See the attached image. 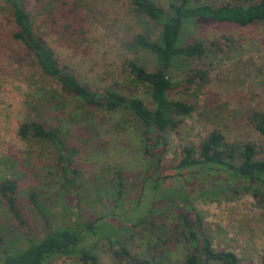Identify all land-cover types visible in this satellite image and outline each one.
<instances>
[{
    "label": "rangeland",
    "instance_id": "obj_1",
    "mask_svg": "<svg viewBox=\"0 0 264 264\" xmlns=\"http://www.w3.org/2000/svg\"><path fill=\"white\" fill-rule=\"evenodd\" d=\"M21 1L33 32L50 49L59 67L93 90L134 96L152 108L148 87L135 80L126 67L132 61L146 69L154 66V55L132 44V38L144 34L154 39L160 30L158 23L134 13L128 0ZM151 1L167 7L164 0ZM194 1L218 4L229 0ZM196 25L193 34L183 36L184 42L197 37L211 50L199 61L177 59L171 79L176 85L183 82L191 67L204 72V79L197 86L178 84L168 92L169 99L186 102L191 111L179 116L177 127L166 134L158 170L174 165L185 144L196 147L212 129L227 142L253 144L256 156L264 159V136L249 122L251 111H264V24L240 27L200 21ZM14 31L10 9L0 0V183L13 181L12 197L23 220L21 224L15 219L0 194V260L4 252L24 249L28 238L39 239L73 217L78 224L103 220L110 229L116 222L111 239L150 264H182L189 248L182 237L180 207L166 199L170 197L168 189L180 186H176L172 170L160 173L163 180L173 176L166 182H146L138 199V205H144L132 214L127 213V198L121 211L111 200L118 174L125 196L140 185L152 166L151 157L143 151L146 145L139 120L129 110H95L62 94L54 80L41 74L24 44L13 37ZM210 42L216 44L209 46ZM24 119L58 129L64 146L74 151L67 158L75 170L71 186H65L57 151L49 142L19 137L17 128ZM187 179L180 182L182 190L197 211L211 247L232 252L237 264H260L264 204L258 205L250 193L242 191L209 195L208 181ZM163 187L166 189L160 190ZM73 191L75 198L69 195ZM173 194L177 200L178 191ZM74 199L76 209L72 211L75 203L70 201ZM146 207L150 212L133 225V217L145 213ZM116 208L118 215L102 219ZM86 239L97 264H121L106 237ZM47 264L81 263L71 256L55 255Z\"/></svg>",
    "mask_w": 264,
    "mask_h": 264
},
{
    "label": "trees",
    "instance_id": "obj_2",
    "mask_svg": "<svg viewBox=\"0 0 264 264\" xmlns=\"http://www.w3.org/2000/svg\"><path fill=\"white\" fill-rule=\"evenodd\" d=\"M3 1L10 9L15 26L13 37L24 44L41 74L54 80L59 85L62 94L95 110H129L139 120L144 134V145H146L143 151L151 157L152 166L140 185L125 196L122 194V177L118 174L115 196L111 197L113 206H118V210L121 211L122 202L124 198H127L130 203L127 213L132 214L144 205L139 206L138 199L147 181L166 182L174 176L178 180L176 186H180L176 190L168 189L170 197L166 199L175 202L180 207L178 217L181 219L179 223L182 227V237L189 248L185 252L182 264H208L210 261L237 264V258L232 252L215 251L211 247L210 238L202 231L198 213L192 207V202L186 192L182 190L183 184L180 182L188 180L187 178H199L210 183L209 195H220L228 191L238 194L242 191L250 193L258 205L264 204V159L256 156L255 146L251 143L240 145L227 142L217 130L212 129L197 143L196 147L185 144L178 161L168 167L170 169L158 170L159 154L165 145L166 134L177 127L179 116L187 115L191 111V107L186 102L169 99L168 92L178 84L197 86L204 79V72L201 73L198 68L191 67L190 76L176 85L171 79L176 60L182 58L199 61L206 58L211 50L197 37H193L190 42L186 43L183 36L193 34L197 27L196 24L200 21L240 27L264 24V0H248L246 3L240 0H229L218 4L195 2L194 0H164L167 7H162L151 0H128L134 13L160 26L159 33L154 39L144 34H134L132 38V44L154 55V66L146 69L132 61L126 67V71L135 80L148 87L152 108H148L141 99L134 96H125L111 90L102 92L93 90L79 81L71 72L63 70L57 64L50 49L33 32L24 3L21 0ZM215 44L210 42L209 46ZM249 122L260 135L264 136V111H251ZM17 134L21 139H39L49 142L57 151V166L60 167L65 186H71V177L75 170L71 168L67 158L74 154V151L64 146L63 140L58 137V129L24 119L17 128ZM166 170H172L170 174L173 176L167 177L166 180L159 179L160 173ZM155 171L157 173L153 176L152 173ZM158 188L159 186L154 189V192L159 190ZM14 189L15 185L12 180L8 179L0 183V194L4 197L9 211L19 223L23 224L12 197ZM174 191L179 193L177 200L174 197ZM96 192L95 189L93 195ZM145 192L150 193L149 188ZM69 195L75 198L77 193L73 191L69 192ZM29 197L33 205L40 210L34 196L30 194ZM93 198L96 199V197ZM71 202L72 205L75 203L73 207L69 205L73 211L76 209V200ZM117 208L113 213L104 214L102 219L118 215L116 214L119 212ZM39 212L42 214V211ZM149 212L150 208L146 207L145 213L133 217L132 224L141 223ZM72 218L66 223H61L56 229L46 232L39 239L28 238L27 245L22 250L4 252L0 264H47L55 255L74 257L81 264H97V256L88 243L87 236L106 237L109 243L114 245L115 255L119 257L121 264H150L145 257L130 253L124 246H117L116 242L111 239L116 229V222L112 224L113 229H110V225L103 220L94 219L78 224L74 223ZM107 225L108 228H106ZM260 264H264V246L260 255Z\"/></svg>",
    "mask_w": 264,
    "mask_h": 264
}]
</instances>
